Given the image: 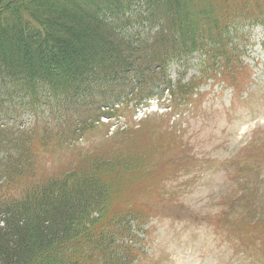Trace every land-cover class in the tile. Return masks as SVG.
Wrapping results in <instances>:
<instances>
[{
	"label": "trees",
	"instance_id": "16d2710c",
	"mask_svg": "<svg viewBox=\"0 0 264 264\" xmlns=\"http://www.w3.org/2000/svg\"><path fill=\"white\" fill-rule=\"evenodd\" d=\"M256 25L264 0H1L0 264H131L147 214L124 205V188L154 150L91 156L38 181L37 149L151 100L186 103L196 85L169 69L195 54L205 75L234 82L243 29Z\"/></svg>",
	"mask_w": 264,
	"mask_h": 264
},
{
	"label": "rangeland",
	"instance_id": "374dc122",
	"mask_svg": "<svg viewBox=\"0 0 264 264\" xmlns=\"http://www.w3.org/2000/svg\"><path fill=\"white\" fill-rule=\"evenodd\" d=\"M243 31L246 70L234 82L205 75L208 60L195 54L169 69L196 85L186 103L152 100L103 117L72 143L54 137L37 149L38 181L91 156L154 150L121 202L147 214L131 264H264V25Z\"/></svg>",
	"mask_w": 264,
	"mask_h": 264
}]
</instances>
